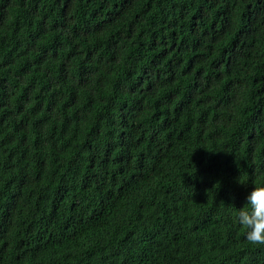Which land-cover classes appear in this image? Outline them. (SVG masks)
<instances>
[{
	"label": "trees",
	"instance_id": "1",
	"mask_svg": "<svg viewBox=\"0 0 264 264\" xmlns=\"http://www.w3.org/2000/svg\"><path fill=\"white\" fill-rule=\"evenodd\" d=\"M261 184L264 0H0V264H264Z\"/></svg>",
	"mask_w": 264,
	"mask_h": 264
},
{
	"label": "clouds",
	"instance_id": "2",
	"mask_svg": "<svg viewBox=\"0 0 264 264\" xmlns=\"http://www.w3.org/2000/svg\"><path fill=\"white\" fill-rule=\"evenodd\" d=\"M246 201L238 211L237 223L250 245L264 246V184L254 186Z\"/></svg>",
	"mask_w": 264,
	"mask_h": 264
}]
</instances>
